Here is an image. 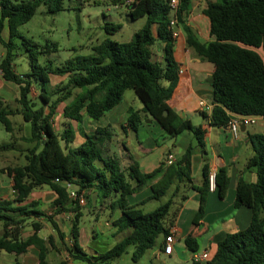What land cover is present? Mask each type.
I'll return each mask as SVG.
<instances>
[{
    "label": "trees",
    "instance_id": "16d2710c",
    "mask_svg": "<svg viewBox=\"0 0 264 264\" xmlns=\"http://www.w3.org/2000/svg\"><path fill=\"white\" fill-rule=\"evenodd\" d=\"M39 6L52 13L63 9L62 0H0V45L5 50L0 72L5 82L17 87L19 104V113H13L2 109L0 102V123L6 132L11 133L8 116L20 115L31 128L30 135L23 140L34 144L25 156L23 166L6 169L16 196L12 200L0 199V251L19 256L34 247L38 252L37 264H47L48 247L54 249L53 242L51 237L44 241L37 236L41 225L34 221L44 215L37 209L39 203H26L34 190L46 187L55 195L50 203L52 215H72L71 247L67 248L72 259L97 264L98 261L117 259L133 246L132 258L136 261L155 246L158 236L164 239L169 235L164 219L180 183L190 184V189L199 195L194 223L202 217L209 191L207 165L202 168V183L199 186L190 182L189 149L175 162H161L154 171L143 174L131 156L125 157L127 164L123 166L114 154L105 152L106 143L111 140L107 129L97 128L86 134L67 124L57 134L52 118L59 104L73 96V90H79V93L63 106L61 115L77 125L83 122V114L98 121L120 104L125 91L132 90L142 105V114L157 122L167 137L175 138L189 131L203 149L206 130L182 120L167 105L178 81V66L173 58L169 27L172 16L185 33L186 44L213 66L210 125L227 127L231 115L264 118V0L208 1L202 13L208 20V35L212 41L205 45L199 43L184 24L190 0H179L174 13L168 0H139L133 10L127 11V15L132 20L144 17L145 22L128 42L105 39L92 47L91 54L77 56L52 69L49 64H38V46L23 39L29 71L17 75L12 66L13 40L19 36L18 27L32 18ZM119 28V25H107L105 31L111 33ZM4 29L7 30L5 39L2 36ZM156 42L164 44L162 62L152 60L151 48ZM50 47L56 50V45ZM49 75L67 79L62 87L66 93L54 100L52 97L56 93L49 90ZM32 90L38 91L34 99ZM138 120V112L129 111L128 128L135 130ZM76 133L83 140L73 146ZM249 142L252 155L246 167L254 169L256 181L246 183L238 179L234 207L249 209L250 223L242 231L227 234L216 244L213 255L201 264H264V135H251ZM65 183L78 193L94 190L102 199H111L109 208L120 213L113 226L119 232L129 230V233L105 252L97 256L87 255L78 245V223L82 216L80 206L69 199ZM228 183L225 170L219 169L214 174V190L220 199L225 196ZM173 185L174 192L163 205L146 214L137 208L164 196ZM144 187L149 188L150 197L139 205H130V197ZM29 219H32V234L22 239L21 230ZM45 219L62 239L53 218L47 216ZM185 245L190 252L197 251L195 239L187 237ZM161 247L162 244L158 248Z\"/></svg>",
    "mask_w": 264,
    "mask_h": 264
},
{
    "label": "crops",
    "instance_id": "0c3cea01",
    "mask_svg": "<svg viewBox=\"0 0 264 264\" xmlns=\"http://www.w3.org/2000/svg\"><path fill=\"white\" fill-rule=\"evenodd\" d=\"M208 1L214 0H190L189 12L184 18V24L190 29L195 39L203 45L212 41L208 35V20L202 13ZM173 30L178 33L177 38L173 40V58L180 72H178V81L167 105L182 120H187L192 126H201L206 130L204 148L201 149L198 146L195 137L189 131H184L175 138L167 137L157 122L152 119L150 124L138 120L135 124V130H132L127 126L130 108L120 110L117 108L118 106L101 117L105 118L103 126L94 125L90 127L88 133L91 134L97 128H105L110 133L112 132L110 140L113 142L111 144L112 149L111 153L108 154H114L120 160L121 154L119 151L114 152L112 150H117L119 145H121L124 151L123 153L132 157L137 163L139 171L143 174L151 173L161 162L166 164L175 162L188 149L190 151V182L192 185H201L202 168L204 165H207L209 174H215L222 168L225 170L229 179L225 196L220 199L216 190H209L205 197L203 215L197 223H194L193 219L198 209L199 195L190 189V184L186 182L180 183L177 192L172 198V205L169 211L170 217L166 220L165 227L168 228L169 233L174 234L173 251L171 255L164 256L175 261L180 260V257H182L183 259H188L192 264L191 258L193 253L185 245V239L187 237L195 239L197 249H200V252L206 251L208 256L211 257L215 251L216 244L227 234L242 231L250 223L251 211L245 207H234L235 187L238 179H242L246 183H254L256 181L254 169H248L246 167V162L252 155L249 136L254 134L264 135V118L254 117V123L245 126L244 131H239L236 137L231 134L227 127L218 128L211 126L210 113L213 106L211 82L213 66L186 44V35L180 26L177 25ZM163 47L164 44L159 42H156L152 46L153 61H163ZM201 103L203 107H200ZM141 109L142 105L136 111L139 112ZM117 117H119V122H116ZM67 124L72 126L73 123L67 121ZM152 124H156L157 127ZM118 127L125 129L123 130V138L120 139H117ZM127 146H131V150ZM168 156H172V162L167 161ZM4 167L6 166L4 165L0 168V199L12 200L16 194L12 189V180L7 175V168ZM3 176H6L7 181L4 182ZM174 189L175 186L173 185L170 188V193L174 192ZM92 192L93 196H96L94 190L84 193L88 196ZM149 197L150 190L148 187H144L130 197L129 204L139 205ZM40 198H42L41 202L43 204H46L47 200L49 201V205L46 204L43 206H50L55 195L51 191L41 187L30 194L26 203L30 201H36L38 203V199ZM119 214L117 209H113L110 212L112 222H107L106 224L113 226V222L119 217ZM112 215L115 216L113 217ZM58 216L63 228L70 230L72 215L63 213ZM34 221L38 222V219ZM31 222L32 219H29L24 223L21 230L22 239H26L32 234ZM43 228L47 230V236L51 237L54 243L53 245H55L56 237L50 224L48 222L44 223L41 229ZM39 232L37 236L45 241L47 236L40 237L38 235ZM67 240L68 238L66 237L65 241ZM65 246L69 248L67 242ZM158 247L157 253L162 254L161 249ZM19 256H23L25 263L37 264L38 252L34 247H30L24 254ZM48 256L47 254V263L50 261L47 260ZM69 261L72 264L84 263L71 257Z\"/></svg>",
    "mask_w": 264,
    "mask_h": 264
},
{
    "label": "rangeland",
    "instance_id": "374dc122",
    "mask_svg": "<svg viewBox=\"0 0 264 264\" xmlns=\"http://www.w3.org/2000/svg\"><path fill=\"white\" fill-rule=\"evenodd\" d=\"M62 7L63 9L61 11L52 13L48 12L45 7L39 6L35 10L32 18L27 23L18 27L17 31L19 36L13 40L15 50L13 52L14 57L12 62L13 71L17 75H24L29 71L28 53L23 45V39H28L38 46L36 50L38 51L37 60L39 65L44 66L49 64L50 67L54 69L63 66L68 60L77 56L91 54L92 47L105 39L118 43L128 42L133 33L139 30L145 22L144 17L135 20L130 19L127 15L128 10L124 5L123 0H62ZM107 25H119L120 28L115 32L110 31L111 33H107L105 31ZM2 36L4 39L7 38L6 29H4ZM53 44L56 45V50H53L50 47ZM47 51L50 52L46 54ZM4 55L5 50L0 45V61L4 58ZM49 80V90L56 93L52 97L53 100L66 93V90H63L62 88L67 81L66 77L49 75ZM78 93L79 90L72 91L73 96ZM37 94V90L31 91L33 99ZM73 96L67 99L64 103L59 104L57 111L52 118V126L57 134H60L67 125L68 120H65L61 115L62 108L66 103H69L72 100ZM0 102L2 109L13 113H19L18 89L15 85L5 82L2 79L1 72ZM140 105L141 104L135 97L133 91L127 90L124 92L122 100L117 108L120 110L130 108V111L137 112L136 110ZM138 116L141 122L147 124L151 123V118L148 117L145 119L141 111L138 112ZM88 119L89 118L83 114V122L78 125L75 122H72V127L75 130H78L79 133L85 131L84 133L89 134L90 127L94 125L103 126V121H105V118H101L97 122ZM8 120L12 128L11 133L6 132L4 126L0 123V168L4 165L6 166L4 168L23 166L25 164V156L28 155V152L34 146L33 143H28L23 140V138L30 135V124L24 122L20 115L8 116ZM116 122H119V117H117ZM152 125L157 127L156 124ZM123 130L125 129L118 127L117 139L123 138ZM79 133H76V140L74 141L73 146L80 144L83 140ZM112 143L113 142L111 141L107 142L105 152L111 153ZM121 147L122 146L119 145L117 150L114 149L112 151H119L121 154L120 160L122 161V165L126 166L127 161L125 160V157L127 154L123 153L124 151ZM127 147L129 150L132 148L131 146ZM2 178L4 182L7 181L6 176H3ZM44 189L47 188L44 187ZM170 192L171 190L159 199L150 200L137 208L141 209L145 214L150 213L157 207L163 205L170 198ZM95 193L96 196H93V192L88 194V196L85 195V204L80 206L82 216L78 223V245L89 256H97L99 253L105 252L129 233V230L119 232L117 231V228L106 224L107 222H112L110 212H112L113 209L109 208L111 199H102L98 191ZM41 200L42 198L38 199V203L40 204L38 205L40 209H38L43 213L44 217L39 218L38 222H40L41 227H43L44 223H47L45 217L51 216L57 223L59 233L62 235V239H60L54 232L56 244L53 245L54 249L48 247L49 256L47 257V260L50 261L47 264H72V262L69 261L70 255L69 252H67V246H65V243L67 242L69 248L71 247L70 230L63 228V225L59 222L58 215H52L50 206H43L46 204L49 205V201L47 200V203L45 201L46 204H43ZM169 215L170 212L166 215L164 219L165 222L170 217ZM1 232L2 228L0 224V234ZM38 235L40 237L47 236V230L44 228L41 229ZM48 237L49 236L46 238ZM66 237L68 238L67 241H65ZM160 243H162L161 235L155 240V246L136 261L132 258L134 248L133 246H130L119 258L98 261L97 264H191L188 259H183L182 257H180V260L175 261L162 254H158L157 247ZM197 250V253H201L200 249ZM0 264L29 263L24 262L23 256H15L14 254L0 251ZM77 264L88 263L84 262Z\"/></svg>",
    "mask_w": 264,
    "mask_h": 264
},
{
    "label": "built area",
    "instance_id": "2783aa9c",
    "mask_svg": "<svg viewBox=\"0 0 264 264\" xmlns=\"http://www.w3.org/2000/svg\"><path fill=\"white\" fill-rule=\"evenodd\" d=\"M139 0H123V3L126 7L137 3ZM179 0H168L169 7L171 9V12L174 13L177 9ZM177 26L176 19L172 16L170 20V31L172 39L175 40L178 36V33L173 30ZM180 72V70L178 71ZM200 107H203V104H200ZM254 123V117H240V116H230V120L228 121L227 128L231 132V134L236 137L239 133V125L242 124L243 126L251 125ZM172 156L167 157L168 162H172ZM209 181V190L214 189V174H209L208 177ZM65 188L68 193L69 199L75 201L79 206H83L85 204V193L80 192L78 193L75 189L72 188V186L68 183H65ZM173 243H174V234L169 233L166 237H164L161 247V252L163 255L168 256L172 254L173 251ZM210 257L208 256V253L206 251H203L201 253H193L191 261L192 263H204L206 262Z\"/></svg>",
    "mask_w": 264,
    "mask_h": 264
},
{
    "label": "water",
    "instance_id": "95a60500",
    "mask_svg": "<svg viewBox=\"0 0 264 264\" xmlns=\"http://www.w3.org/2000/svg\"><path fill=\"white\" fill-rule=\"evenodd\" d=\"M134 7H135V4H133L132 6L130 5V6L127 7V10H128V11H129V10H133ZM165 114H166V113H165ZM244 128H245V126H243L242 124L239 125V131L243 132V131H244Z\"/></svg>",
    "mask_w": 264,
    "mask_h": 264
}]
</instances>
